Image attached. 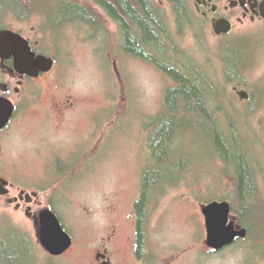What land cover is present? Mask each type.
Here are the masks:
<instances>
[{"label": "rangeland", "instance_id": "rangeland-1", "mask_svg": "<svg viewBox=\"0 0 264 264\" xmlns=\"http://www.w3.org/2000/svg\"><path fill=\"white\" fill-rule=\"evenodd\" d=\"M24 1L31 11L23 15L29 23L26 31L38 41L52 42L55 36L58 49L53 55L58 64L44 86L40 84V90L45 88L21 107L16 123L0 134L5 149L0 172L18 186L43 189V206L54 203L75 246L65 256L53 257L44 248L36 224L15 209L0 217V237L15 232L29 236L34 258L23 264H104L98 258L101 252L112 264H142L135 260L137 204L144 177L155 165L151 148L155 123L177 83L157 65L128 53L126 40L105 12L107 29L98 35L86 19H78L75 6L62 4L64 0H44L39 5ZM153 1L166 4L175 41L202 62L210 63L230 40L264 38V24L238 25L235 34L218 37L214 27L201 26L199 18L180 23L173 0ZM87 6L99 13L96 5ZM49 22L56 24L54 30ZM216 59L215 66L223 69V62ZM220 76L225 78L224 70ZM263 81L264 60L253 78L255 83ZM244 91L248 90L237 91L240 108L248 104L241 97ZM228 107L236 115L229 102ZM253 122L262 144L250 147L249 155L260 161L263 180L264 112ZM209 138L206 131H192L178 144L176 155L187 163L185 172L191 181L172 190L155 210L152 241L159 264H264V238L223 253L212 252L208 245L205 206L214 200L230 202L237 213L242 208L237 169L216 160ZM59 158L66 160L63 166H58ZM168 174L181 177L176 169H168ZM5 207L0 204V212ZM255 226V237L264 236V218L255 220ZM256 243L262 249L258 254L252 252L258 251ZM22 254L20 260L29 258Z\"/></svg>", "mask_w": 264, "mask_h": 264}, {"label": "trees", "instance_id": "trees-1", "mask_svg": "<svg viewBox=\"0 0 264 264\" xmlns=\"http://www.w3.org/2000/svg\"><path fill=\"white\" fill-rule=\"evenodd\" d=\"M173 1H181L185 6L189 4V0ZM0 5V10L8 7L3 6V3ZM178 7L179 10L183 9L178 11L180 23L191 22L195 16L182 5ZM188 7L190 9V6ZM16 8L20 14H31L27 6ZM150 8V15L145 17L143 10L129 7L131 15L143 28L144 35L140 33L133 37L128 24H125L126 51L136 57L150 59L177 83L176 87L169 90L166 109L155 123L151 141L155 165L144 177L143 196L137 204L141 245L146 241L154 249L153 242L147 240H152L155 210L172 190L191 181L185 172L187 163L183 158L180 161L181 155L179 157L176 154H180L177 153L180 140L187 138L192 131L208 132L216 160L236 167L235 178L239 182L242 207L264 206V193L259 185L263 171L260 161L249 155L252 151L250 147L262 144L261 135L253 120L264 112V81L255 83L253 78L264 60V38L251 36L230 40L221 47V54H214L210 63L202 62L177 44L178 40L175 41L176 35L171 29L169 17L166 14L160 15L153 5ZM72 9L80 12V8ZM87 14L86 23L95 26L94 20L90 18L95 14L90 9ZM126 19L127 17H123L120 20L125 23L131 21ZM198 23L203 26L201 19H198ZM158 29L165 32L164 36L158 35ZM143 47L150 49L146 56ZM215 57L223 62V69L215 66ZM222 70L224 79L220 76ZM231 86L236 90H230ZM245 89L251 94L252 100L240 108L237 91ZM228 102L234 106L236 115L229 111ZM262 127L264 130L263 123ZM168 169H176L177 177H181L170 178ZM213 201L211 202L214 203ZM32 246V241L24 232L0 237V264H23L32 261ZM23 252L29 258L20 260ZM140 252L142 253V250Z\"/></svg>", "mask_w": 264, "mask_h": 264}, {"label": "flooded vegetation", "instance_id": "flooded-vegetation-1", "mask_svg": "<svg viewBox=\"0 0 264 264\" xmlns=\"http://www.w3.org/2000/svg\"><path fill=\"white\" fill-rule=\"evenodd\" d=\"M43 1L44 0H35L34 2L35 4L39 5ZM84 1L86 2L85 4H83ZM2 3L4 4L3 6L8 7L2 8V10H0V13H3L2 15H0V34L3 32L10 31L22 36L30 43L32 53L37 55L38 59L40 57L54 59L56 61V67L51 73H42L41 75L37 76L35 68L38 67V65L36 66V64L31 63V68L30 66H28V64H26L27 62H29L28 59L22 61V59H24L25 57L16 55L18 52L26 51L23 44L19 43L18 41L10 43H0V98L10 100L15 104L17 108L12 123L7 129L0 132V134H2L3 132H7V130H9L13 126V124L16 123L20 114L21 107L25 105L28 100L29 102H32L34 100L33 98L38 96L39 91L41 92V90L45 88L44 87L40 90V84L43 83L44 86V82L54 74V71L56 70L58 64V60L53 55L54 51L58 49L56 47L55 36L52 42L51 40H49V42L38 41V39L33 38L27 32L29 31V23L27 19L23 18L24 14H20L18 12V9L16 8L17 6H27L25 4V1L0 0V4ZM188 3L190 9L188 6L183 5L181 1L176 4L177 7L182 5V7L186 8V11L191 12L192 16H195L193 18L201 19L203 26H213L215 32L219 24L223 23V21L232 24L233 30L230 34L219 36L216 32V35L218 37H229L235 34V32L238 30V25L247 26L248 24H264V0H189ZM62 4L64 6L69 5L80 8V12L78 13V19H87V11L89 9V6L87 5H96L99 8V13L92 16L94 18H90L93 19L95 22L94 27L97 34L99 35L100 32L103 34L102 31L107 29V25L103 21V12H105V16L110 19V21L116 26L118 31L121 33L123 39L127 37L125 24H128L130 34L133 37L138 36V34L140 33L144 35L143 28L136 22L135 17L131 15L129 7H134V10H136L137 8L140 11L143 10L144 16L148 17L150 15L151 5L155 7L156 11H158L160 15L165 14L164 10L166 6L163 1L157 4L153 0H64ZM0 7L2 6L0 5ZM181 10L178 9V11ZM25 14H28V12H26ZM123 17H127L126 20L131 19V21L127 23H125V21L122 22L120 19ZM9 21H12V24H9ZM55 25V23L50 24L49 22V27L52 30L56 28ZM34 31L35 30L33 28L32 33ZM142 49L145 56L147 53L150 52V49H148L147 47H143ZM32 53H30V55H32ZM147 61L149 63L151 62L150 59ZM28 68H31V72L27 71ZM251 100L252 96L249 101L245 102H250ZM4 153L5 149L3 147V153L0 154V159L4 156ZM57 160L58 166H63V164L66 162V160L61 158ZM3 180L10 182L11 185L5 186L3 184ZM259 185L261 190H264V178L263 180H260ZM42 190L43 189L41 188L32 190L22 186H18L16 183H14L13 180L5 177L0 172V204L6 206L4 208V211L0 212V217L4 216V214L7 213L6 210L15 209L18 214H22L28 219H30L32 222H34L40 230L43 221L42 216L46 211L52 210L57 213V215H59V212L56 210V206L54 205V203L49 202V206H43V203L41 202V196L43 194ZM40 208L41 210L38 211V209ZM137 218L138 223L135 251L136 258L135 256L134 258L137 262H141L142 264H159V259L157 257V249H153L151 245H149V243H147L146 241L141 245L140 214L138 209ZM263 218L264 206L242 207L241 211H239L238 213L235 210V207L233 206L232 222L237 223L238 230H247L248 237L240 238L234 246L227 248L223 252H226L241 243L253 242L256 238H260L257 243H261V241H263L264 236L255 237V220H261ZM15 227L19 226L15 224ZM147 241L153 242L152 240ZM256 248H258V251L252 252L257 254L260 253L262 249L259 244L254 247L255 250ZM210 249L212 250V252L219 253L213 250L212 248ZM141 250L142 253L140 252ZM98 258L99 261H103L104 264H112V261L110 260L108 255H105L102 252L99 253Z\"/></svg>", "mask_w": 264, "mask_h": 264}, {"label": "water", "instance_id": "water-1", "mask_svg": "<svg viewBox=\"0 0 264 264\" xmlns=\"http://www.w3.org/2000/svg\"><path fill=\"white\" fill-rule=\"evenodd\" d=\"M232 24L223 21L219 24L216 32L219 36L227 35L232 32ZM23 44L26 51L18 52L17 56L25 57L22 61L28 59V66L31 63L38 65L35 68L36 75L42 73H51L56 67V61L46 57L37 58L32 53L30 43L20 35L14 32H3L0 34V43L16 42ZM32 53V55H30ZM29 54V55H28ZM28 56V57H27ZM32 68V66H30ZM31 68L27 71L31 72ZM33 73V72H32ZM241 97L245 101L251 99L248 91L241 93ZM17 108L13 102L8 99L0 98V132L4 131L12 123ZM3 153V147L0 145V154ZM5 186L11 183L3 180ZM204 214L207 218L209 241L208 245L216 252H223L232 247L240 238H247V230H238L237 223L232 222L233 205L228 202H214L204 208ZM42 224L40 228V239L44 248L55 258H61L69 253L75 246L74 238L66 231L65 226L59 215L52 210L46 211L42 216Z\"/></svg>", "mask_w": 264, "mask_h": 264}, {"label": "bare ground", "instance_id": "bare-ground-1", "mask_svg": "<svg viewBox=\"0 0 264 264\" xmlns=\"http://www.w3.org/2000/svg\"><path fill=\"white\" fill-rule=\"evenodd\" d=\"M157 32H158V35H160V36H164V34H165V32L162 29H158Z\"/></svg>", "mask_w": 264, "mask_h": 264}]
</instances>
